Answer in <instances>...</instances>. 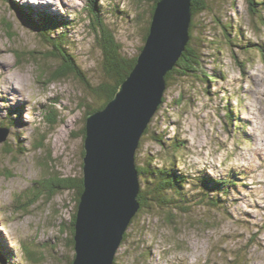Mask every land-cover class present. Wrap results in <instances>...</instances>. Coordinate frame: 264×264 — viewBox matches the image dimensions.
<instances>
[{"label": "rangeland", "instance_id": "1", "mask_svg": "<svg viewBox=\"0 0 264 264\" xmlns=\"http://www.w3.org/2000/svg\"><path fill=\"white\" fill-rule=\"evenodd\" d=\"M15 1L39 3L56 14H67L75 25L70 33L76 44L72 51L90 86L70 70L53 78L62 60L51 56V45L18 20L8 1L0 0V122L8 108L16 109L18 126L7 129L8 142L0 143V245L7 248L9 261L0 264H70L75 256L70 228L77 211L75 189L48 187L35 194L49 179L84 176L82 131L89 108L101 103L91 86L103 83L105 73L97 39L101 27H94L90 19L91 0H51L50 6L49 0ZM109 1L106 23L125 55H136L145 44L154 2ZM209 2L214 10L196 17L195 33L213 42L204 44L200 54L207 69L219 67L226 79L217 74L218 84L211 85V94L197 77L172 81L163 107L154 115L152 130L138 148L139 163H168V154H173L170 145L153 137L164 135L171 142L180 135L186 146V161L180 164L192 174L223 178L243 170L246 175L231 196L222 197L229 210L196 205L186 211H169L156 204L144 207L126 232L116 264H264V59L232 45L216 17L242 27L256 43L264 42V24L255 22L250 0ZM116 6L124 12L117 13ZM9 21L14 30L22 31V41L10 34ZM22 46L40 52L25 56L19 51ZM229 104L239 114L240 120L233 124L241 133L227 119L224 108ZM31 200L34 203L27 204Z\"/></svg>", "mask_w": 264, "mask_h": 264}, {"label": "water", "instance_id": "2", "mask_svg": "<svg viewBox=\"0 0 264 264\" xmlns=\"http://www.w3.org/2000/svg\"><path fill=\"white\" fill-rule=\"evenodd\" d=\"M192 8V0L156 3L149 35L133 70L116 96L87 116L84 190L77 208L73 264H115L124 236L141 209L137 150L163 103L166 76L191 39ZM11 32L22 41V31L14 30L13 23ZM19 51L32 57L40 52L29 46ZM7 134L0 127V143L8 142Z\"/></svg>", "mask_w": 264, "mask_h": 264}, {"label": "trees", "instance_id": "3", "mask_svg": "<svg viewBox=\"0 0 264 264\" xmlns=\"http://www.w3.org/2000/svg\"><path fill=\"white\" fill-rule=\"evenodd\" d=\"M6 1H8V4L10 5L13 13L16 16H18L22 21L26 22L28 26L32 27L43 38L44 41L51 45L54 50L51 52V55L53 57L55 56L56 58L59 57L62 60L63 66L60 67L59 70L52 73L53 78L58 79L59 77L64 76V72L70 70L71 72H74L75 75L83 77V79H85L87 84L90 86V83L86 80L87 78L82 69L79 67L76 56L72 51V49L75 48L76 44L74 38L70 35V33L72 32V28L75 25L71 20H69L67 14H61L60 12H57L56 14L55 12L42 8L44 7L42 4H24L20 1L15 0ZM158 1L159 0H153L154 4L151 11V19L144 36V42H146V39L149 35L152 17L156 9V3ZM90 2L91 9L89 14L93 26L97 24L101 27L100 29H98L99 32L97 34V39L99 40L100 47L102 48L104 54L105 73L103 83H101L96 88H92L91 86L93 93L99 97L101 103L96 107H90L87 112V116L92 112L103 109L107 105V103L116 96L121 84L129 76L134 66L136 65L138 54L141 52L144 46H141L136 55H125V53L123 52V46L115 38V33H113V31L110 29L108 23H106L107 16L104 15V12H106L105 10L107 9L105 7H108L111 1L106 0L101 3L102 1L100 0H91ZM250 4L252 6L251 10L255 15V22L264 24L263 2L261 0H250ZM192 5L193 19L190 31L191 39L186 48V51L177 61V66L166 76L167 88L172 83V81H176L182 78L184 79L185 77H197L198 79L203 80V83L205 84V91L211 94V85L218 84L215 81V78H217L216 75H222L223 79H226V76L221 69H218L219 67H215V69L209 70L205 66V61L200 55L202 54V47L204 44L209 43L213 45V42H207L202 39V37H198V35H196L195 29L197 27V23L195 22V19L197 16L208 11L212 12L214 9L212 10L213 6H211L209 0H192ZM117 7L118 6H116V9ZM116 9L114 8V10ZM116 12L123 13L124 11H121L118 7ZM216 18L220 22V29H223L224 32L226 31L223 35L228 38L232 45L246 50L248 52L246 54L251 55L252 57L258 54L261 59H264V42L256 43L255 41L247 38L244 35L242 27H234L231 22H224V19L221 20L220 16H217ZM7 28L10 31V34H12L11 21L7 22ZM232 31L234 32L233 34ZM198 49L201 53L197 52ZM256 49L258 50V52ZM239 62L242 66H244L241 61ZM164 103L165 98L163 99V103L162 105H160L158 111L161 110V107H163ZM224 109L226 111L229 123L233 125L235 129H237V133H241L239 126L233 124L236 119L238 121L240 120L239 114L232 106H230V104ZM15 115L16 109L12 111L10 108H8L7 115L3 117L2 122H0L1 127H7L9 130L12 127L14 129L18 128L14 121L16 119ZM154 118L155 116L152 118L147 130L144 132L143 137H145V134L149 133L150 130H152L151 124L154 121ZM82 132L83 138L85 139L86 127H84ZM163 136L164 135H162V137L154 135L153 139L161 142L165 146L167 144L170 145L169 152L173 154H168V157L170 158L168 163H163L162 166H157L153 163V161L151 162L145 160L147 162L141 165L139 163L138 152L136 154V163L139 170L141 182V191L138 196L141 202L140 211L143 210L144 207H153L154 204L160 206L161 208H167L169 211L179 210L178 208H181L180 210L182 211H186L188 209H191L195 205L201 207L211 206L212 208L217 207L223 208L224 210H229L228 206L224 205L225 202L223 201L222 197H228L232 195L231 193L236 190L239 182L244 179L246 172L243 170H236L234 173H231L223 178L212 177L211 175H208L206 173L194 175L192 174L191 169H184L180 164V161H186L185 155L183 153V150L186 148L185 140L181 139L180 135H176L173 137L174 139L171 142H168L163 139ZM143 137L141 139L140 146L143 144ZM42 145L43 143H40L39 146L41 147ZM83 154L85 155V151H83ZM148 158L150 159V156ZM36 186H39V184H37ZM48 187H51L53 189H75L77 197V210L80 196L84 190L83 177L78 180L69 177L64 179H49L48 183L42 185L41 190L38 192V194H35V196L39 195L43 191H46ZM34 200H36L35 197ZM32 203H34L33 200H31L27 204L31 205ZM76 216L77 211L74 213V220L70 225V228H72L71 242L74 248ZM125 239L126 234L124 236V240ZM6 249L7 248L2 244L0 245V261L3 263L9 262L7 254L4 253ZM23 249L33 261L35 260V263H38V260L30 255V251L28 250L27 246L24 245ZM73 261H71L70 264H73Z\"/></svg>", "mask_w": 264, "mask_h": 264}, {"label": "clouds", "instance_id": "4", "mask_svg": "<svg viewBox=\"0 0 264 264\" xmlns=\"http://www.w3.org/2000/svg\"><path fill=\"white\" fill-rule=\"evenodd\" d=\"M51 3L53 4L54 2H53V1H50V4H51ZM36 4H37V3H36ZM38 4H39V3H38ZM50 4H49V5H50ZM0 127H1V125H0ZM3 128L8 129L7 127H3ZM8 130H9V129H8Z\"/></svg>", "mask_w": 264, "mask_h": 264}, {"label": "bare ground", "instance_id": "5", "mask_svg": "<svg viewBox=\"0 0 264 264\" xmlns=\"http://www.w3.org/2000/svg\"><path fill=\"white\" fill-rule=\"evenodd\" d=\"M49 1H51V0H49ZM49 1H48V2H49ZM50 5H51V4H50ZM50 5H49V6H50ZM11 37H12V36H11ZM6 94L8 95V94H9V91H8V92H6ZM42 239H43V238H42ZM5 252H6V251H5ZM1 253H2V252H1Z\"/></svg>", "mask_w": 264, "mask_h": 264}, {"label": "flooded vegetation", "instance_id": "6", "mask_svg": "<svg viewBox=\"0 0 264 264\" xmlns=\"http://www.w3.org/2000/svg\"><path fill=\"white\" fill-rule=\"evenodd\" d=\"M71 230H72V228H71Z\"/></svg>", "mask_w": 264, "mask_h": 264}]
</instances>
